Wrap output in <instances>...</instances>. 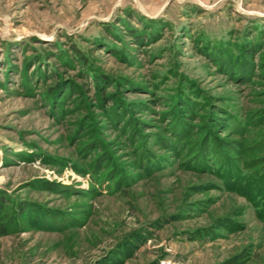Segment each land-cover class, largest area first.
Segmentation results:
<instances>
[{"label":"rangeland","instance_id":"1","mask_svg":"<svg viewBox=\"0 0 264 264\" xmlns=\"http://www.w3.org/2000/svg\"><path fill=\"white\" fill-rule=\"evenodd\" d=\"M0 264H264V0H0Z\"/></svg>","mask_w":264,"mask_h":264},{"label":"trees","instance_id":"2","mask_svg":"<svg viewBox=\"0 0 264 264\" xmlns=\"http://www.w3.org/2000/svg\"><path fill=\"white\" fill-rule=\"evenodd\" d=\"M230 172H231L232 175H234V174H233V171L230 170ZM230 172H228V169H227V174H230ZM235 178H236V176H234L233 179H235Z\"/></svg>","mask_w":264,"mask_h":264}]
</instances>
